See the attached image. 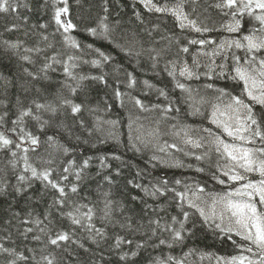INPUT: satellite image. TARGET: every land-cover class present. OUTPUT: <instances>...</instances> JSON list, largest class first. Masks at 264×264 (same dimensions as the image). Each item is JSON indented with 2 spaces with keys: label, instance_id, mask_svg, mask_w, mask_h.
Returning <instances> with one entry per match:
<instances>
[{
  "label": "snow or ice",
  "instance_id": "1",
  "mask_svg": "<svg viewBox=\"0 0 264 264\" xmlns=\"http://www.w3.org/2000/svg\"><path fill=\"white\" fill-rule=\"evenodd\" d=\"M73 2L88 11L89 19L91 8L98 7L84 32L115 45L137 64L147 55L151 69L173 81L193 115H202L205 106L210 109L213 127L196 130L181 123L174 115L181 111L179 98L148 80L142 82L148 90L143 94L155 90L156 100L163 102L149 104L133 95L140 82L131 71L122 81L121 68H114L117 79L110 84L105 66L113 57L88 44L95 53L88 58L75 36L81 24L73 18ZM133 2L148 13L171 17L181 33L196 35L181 43L178 35L153 24L144 28L151 38L145 47L137 33L117 35L121 21L113 19V0H39L35 7L33 0H0V18L14 21L3 31L36 37L31 45L0 38V52L35 68L24 67L19 79L0 71V264H112L113 259L136 264L145 253L147 264H194L190 258L197 255L200 260L214 258L216 264H264V0ZM22 10L50 17L31 23ZM213 11L225 18L219 25L213 23ZM133 15L145 24L142 12L134 10ZM245 18L252 27L242 32ZM213 31L228 36L219 41L206 36ZM188 54L191 63L184 58ZM83 65L97 71L83 72ZM53 73L60 76L54 90L47 86ZM202 78L230 79L241 86L240 94L215 83L201 92L186 83ZM92 83L111 88L121 107L131 104L139 113L155 114L129 110L128 150L151 149L153 167L167 165L165 157L173 152L207 162L215 168L212 179L228 190L213 193L195 180L179 178L144 183L145 172L138 169L139 180L129 179L127 186L141 194L115 199V178L127 162L116 151H85L120 144V121L107 118L112 110L107 95L103 105L89 99ZM170 120L177 122L169 125ZM173 160L171 167H194ZM112 161L121 166L114 168ZM194 170L206 172L202 166ZM92 182L98 189L95 196L86 191ZM161 198L174 203L176 214L169 213ZM203 228L229 240L237 253L213 257L196 249L184 252L186 241ZM177 248L180 255L174 254Z\"/></svg>",
  "mask_w": 264,
  "mask_h": 264
},
{
  "label": "trees",
  "instance_id": "2",
  "mask_svg": "<svg viewBox=\"0 0 264 264\" xmlns=\"http://www.w3.org/2000/svg\"><path fill=\"white\" fill-rule=\"evenodd\" d=\"M39 0H33V6L35 7L38 4ZM134 10H139L143 13L145 24L142 25L133 15ZM98 11V7L91 8V18L89 19V14L87 10H81L74 2L72 3V14L75 22L81 24V30L75 33L76 38L85 45L86 53L88 54V58H91L95 55L94 52L87 49L88 44H92L94 48H99L103 50L106 54L113 57V61L111 65H106L105 69L111 75L109 76V83L112 84L117 79V76L113 73V69L116 67L121 68V72L119 74L120 80H125L126 73L131 71L135 74L137 80L140 82L135 90H133L132 94L140 97L146 103H157L163 101L156 100V92L152 90L149 95L145 96L143 93L144 91H148L145 89L143 85L144 80L150 81L153 85L159 88H166L170 95L179 98V105L181 108L180 113H176L174 115L179 117V121L184 125H187L193 129L200 130L203 128H212L213 125L209 121L210 109H207L205 106V110L203 111L202 115H193L191 109L188 107L187 104L183 102V94L180 93L178 90L173 88V81L166 75V74H157L153 71L150 67V61L145 55L141 58L140 63L137 64L136 59L134 57L127 56L124 52L120 51L115 45L109 43L108 41L92 37L88 35L86 32L83 31V28L87 23H91L92 20L95 18V14ZM119 11L120 15L117 17L115 16V12ZM22 13L28 15L30 17L31 23H38L41 20H48L50 14L44 16H38L35 12L27 13L22 10ZM113 19H119L121 21L120 28L118 30L117 35L123 34L125 36L131 35L132 33H137L139 39L144 43L145 47H147L150 43L151 38L147 36L144 32L145 26H151L153 24H160L161 31L163 32H172L178 35L181 39V43H187V39L189 37L195 36V33L185 32L181 33L179 29L176 27L175 21L171 17H164L158 16L156 14L146 12L139 4H135L133 0H120L119 4L115 3L113 0ZM213 17V23L219 25L221 21L225 18L216 14L214 11L211 13ZM81 17H84V23H81ZM13 18L11 16L0 18V33H2V39L4 40H26V43L31 45L34 40L36 39L35 36L32 38H25L23 31L17 32H6L3 31L5 25H10L13 23ZM252 27V22L245 18L244 20V28L242 32H247ZM49 31H52L50 27ZM155 36H159L160 32L154 33ZM207 37L216 39L217 41L222 40L228 36V33L222 31H213L206 34ZM204 38V37H202ZM58 39V38H57ZM139 47V45H137ZM191 52L196 51L195 46H190ZM173 52H175V48H173ZM183 55V54H181ZM185 59L191 63L192 55L188 54L184 56ZM204 59V58H202ZM29 67L32 70L35 68L31 65H23L21 64L15 57H12L8 54H3L0 52V71L5 72V74L12 73L14 76L19 79L23 76V68ZM83 72H95L97 70L90 68L88 65H83L82 69ZM53 81L47 85L51 89H55L56 81L60 79L58 74L53 73ZM190 83L193 89H199L201 92L205 91L204 86L208 83H215L219 88H227L230 92L239 95L241 86L234 83L232 80H224V79H215L214 81H209L206 78H202L201 80H193ZM124 91H128L127 88L123 89ZM211 95H215L214 92L208 90ZM91 95L89 97L90 100L93 102H99L101 105L104 104V97L105 95L108 96V103L112 105V110L107 114V118L109 119H116L120 121L119 131V141L120 144H116L110 142L108 144L100 145L96 149H89L85 148L86 153L90 152H113L116 151L118 154L122 155L124 160L127 162V167H122V175L116 177V186H114L113 197L118 200H126L130 199V195L135 192L137 195H140L137 190L132 189L127 186V181L129 179L136 178L137 170H141L145 172L144 183H148V181L156 182L161 179L167 178L169 181H174L175 179H185L186 181H197L207 187L210 192L213 193H223L226 192L228 189L224 186L217 184L211 176V173L215 171V168H209L207 162L201 163L196 161L195 159H191L189 157L184 156L181 153L173 152L170 156L165 157L168 161L167 165H157L156 167L152 166V163L149 162V158L152 155L151 149H144L140 153L133 152L128 150L125 146L128 144V138L130 135V131L128 129L129 123V110H132L133 113H139L138 109H133L131 104H128L127 107H121L119 103L116 101L115 97L112 95V89L106 88L104 85L92 83V87L90 89ZM141 116H148V115H155V114H148V113H139ZM175 120H170L167 123L173 124L176 123ZM145 124H149L148 120L144 121ZM163 139L170 140L169 137H163ZM82 147H85L82 145ZM157 155L163 156L162 153H157ZM173 157L179 160H182L185 165L191 164L194 167L188 168H176L171 167L174 160ZM215 159V157H213ZM154 163V162H153ZM113 167L121 166L120 161H112ZM195 166H202L206 168L205 173H198L194 170ZM95 171V170H93ZM37 187L39 185L37 184ZM86 191L95 196L98 192V189L95 186V182H92ZM171 196V193H169ZM161 202L163 206L169 210L170 214H176V209L174 203L168 201L166 198H161ZM131 207V205H129ZM22 208H27V205L22 204ZM44 206L40 205L38 210L43 211ZM137 211L139 209L137 208ZM196 219L198 220L199 217L197 216ZM198 228L203 227L202 225L198 224ZM190 249H196L199 253H208L211 254L213 257H230L237 253V249L234 245L227 239H221L217 235H214L210 229L203 228L202 231H198L195 236L191 237V239L187 240L185 246L183 248L184 252H187ZM151 252V250H149ZM167 253L168 249H161ZM175 255L181 254V249L177 248L174 251ZM149 256L147 253L138 257L136 259V264H147ZM190 260L194 262V264H216V260L213 258L211 260L204 259L200 260L199 255L191 257ZM112 264H118V262L113 259Z\"/></svg>",
  "mask_w": 264,
  "mask_h": 264
}]
</instances>
